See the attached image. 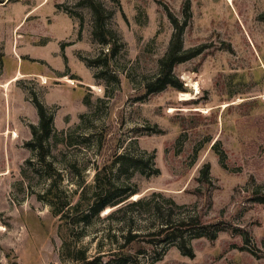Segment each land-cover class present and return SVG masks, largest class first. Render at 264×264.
Masks as SVG:
<instances>
[{
  "label": "rangeland",
  "instance_id": "1",
  "mask_svg": "<svg viewBox=\"0 0 264 264\" xmlns=\"http://www.w3.org/2000/svg\"><path fill=\"white\" fill-rule=\"evenodd\" d=\"M99 19L113 43L101 42ZM176 47L185 89L150 93ZM36 98L55 115L53 167L26 145L40 124ZM123 153L152 156L160 173L122 172ZM104 167L139 197L100 214L87 207L76 222ZM53 183L55 205L41 198ZM262 201L264 0L0 3V264H80L66 254V222L73 249L98 264H264ZM190 216L218 230L187 232L194 256L179 238L152 235Z\"/></svg>",
  "mask_w": 264,
  "mask_h": 264
},
{
  "label": "trees",
  "instance_id": "2",
  "mask_svg": "<svg viewBox=\"0 0 264 264\" xmlns=\"http://www.w3.org/2000/svg\"><path fill=\"white\" fill-rule=\"evenodd\" d=\"M5 1L6 0H0V3H4ZM105 25L106 22H104L103 19H99L96 32L99 35V38H101L102 43L111 44L113 43V39L109 37L110 31H104L107 30ZM177 50L178 47L171 49V52L162 59L161 71L159 75L152 82L146 85V88L150 93L162 91L167 87H176L181 90L185 89L184 84L179 83L180 81L176 79L173 70L176 63L183 60L182 58L177 57ZM35 103L38 107L40 115V124L32 126L33 138L28 141L26 145L37 152L41 163L53 167V164L47 161L50 150L48 149V146L46 144L52 138L56 130L54 125L55 115L38 98L35 99ZM114 163L117 164L120 170L124 173L128 172L131 168L140 170L142 173H144L145 166H151L150 172L147 173L149 176L160 173V169L158 167H155V162H153L152 156H150L147 160L145 159V157H143V155L123 153L115 158ZM97 169V185L95 188V193L90 197L87 195H83V198L79 203L80 205L78 206L81 207L82 212L80 213V216L78 217V220L76 222L86 221V218L88 216L86 213L87 207H90L89 210L93 211L95 214H100L107 207L121 204L122 202H125L126 200L131 198L133 195L139 193V190L118 191L120 187L116 186L115 183H113L108 173V168L104 167L103 169ZM56 196L57 184L53 183L49 191L41 195V198L55 205ZM142 204H144V201L142 199H138L132 201L129 205L139 206ZM68 205L69 202L62 206L61 210H59L60 214L63 213V209ZM67 218V214L63 215L62 217L63 220ZM198 225L202 226V229H199L200 231L198 230L199 232L195 234L197 235L196 237L207 236L210 239H215L218 237V230L209 229L208 225L203 221L202 217L199 216L183 217L182 219H179L177 221L169 220L167 221V223L163 224V226L156 233H153L152 235L162 236L163 239L162 241H160L161 243H169L171 242V240H176L179 238L181 240V244H179L180 249L184 254L192 257L195 255V253L191 246L187 247L185 235L191 228ZM70 226V223L66 222L60 230L61 235L65 238L66 241L67 256L69 258H72L73 260H77L80 264H98L100 261H102L101 257L89 259L84 251H76L73 249V231ZM128 241L129 243L137 242V235H131ZM138 246V252H142L145 250V247H142L141 244Z\"/></svg>",
  "mask_w": 264,
  "mask_h": 264
},
{
  "label": "bare ground",
  "instance_id": "3",
  "mask_svg": "<svg viewBox=\"0 0 264 264\" xmlns=\"http://www.w3.org/2000/svg\"><path fill=\"white\" fill-rule=\"evenodd\" d=\"M231 2V1H230ZM234 2V1H233ZM232 4V3H231ZM68 81H70L71 83H73V81H71V80H68ZM139 197V194H136L135 195V198H138ZM110 210V208L108 207V211Z\"/></svg>",
  "mask_w": 264,
  "mask_h": 264
}]
</instances>
